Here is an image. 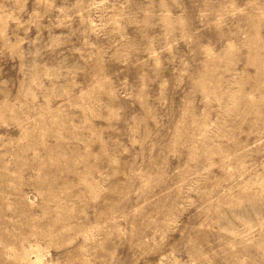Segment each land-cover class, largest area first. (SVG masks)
<instances>
[{"label": "rangeland", "instance_id": "374dc122", "mask_svg": "<svg viewBox=\"0 0 264 264\" xmlns=\"http://www.w3.org/2000/svg\"><path fill=\"white\" fill-rule=\"evenodd\" d=\"M0 264H264V0H0Z\"/></svg>", "mask_w": 264, "mask_h": 264}]
</instances>
